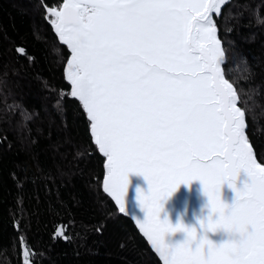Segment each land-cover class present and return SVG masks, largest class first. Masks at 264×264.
<instances>
[{"label": "snow or ice", "instance_id": "6c2138e0", "mask_svg": "<svg viewBox=\"0 0 264 264\" xmlns=\"http://www.w3.org/2000/svg\"><path fill=\"white\" fill-rule=\"evenodd\" d=\"M226 2L66 0L52 10L72 53L71 96L87 110L108 159L105 191L124 213L128 173L144 175L149 192L138 190L137 198L146 217L138 222L164 264H264V166L245 136L233 85L218 67L212 14L219 16ZM242 169L251 182L237 189ZM195 179L211 210L201 227L237 232L238 239L217 245L201 236L193 248L196 229L159 219L161 200ZM226 181L235 190L230 208L220 196ZM178 230L187 238L169 247L164 234Z\"/></svg>", "mask_w": 264, "mask_h": 264}, {"label": "trees", "instance_id": "16d2710c", "mask_svg": "<svg viewBox=\"0 0 264 264\" xmlns=\"http://www.w3.org/2000/svg\"><path fill=\"white\" fill-rule=\"evenodd\" d=\"M61 2L0 0V264H24L22 246L30 264H161L101 189L105 156L48 12ZM214 20L264 165V0H230Z\"/></svg>", "mask_w": 264, "mask_h": 264}, {"label": "water", "instance_id": "95a60500", "mask_svg": "<svg viewBox=\"0 0 264 264\" xmlns=\"http://www.w3.org/2000/svg\"><path fill=\"white\" fill-rule=\"evenodd\" d=\"M66 0H62V3L56 11H60L63 9L64 4ZM230 0H227V2L222 5L221 12L224 8V6L229 3ZM220 16V15H219ZM218 17L215 13L212 14V19L215 24L214 18ZM216 25V24H215ZM53 30L55 34L57 35L58 39L59 38V33L56 31L55 23L52 25ZM216 38L220 41V50L222 52L221 60L219 62V69L221 74L223 75L224 79L226 77L224 76L223 72V64L225 63V54L223 51V45L218 37L217 33V27H216V32H215ZM61 41V40H60ZM62 42V41H61ZM63 43V42H62ZM65 44V43H64ZM66 45V44H65ZM67 46V45H66ZM68 48V46H67ZM69 51V57L66 63V68L70 67V60L72 57L71 49L68 48ZM229 83H231L228 79H226ZM232 84V83H231ZM233 85V84H232ZM233 89L236 93V98L234 101L235 107L239 108L243 113L244 111L240 108L239 106V98L238 94L235 90V87L233 85ZM83 105V104H82ZM86 110V109H85ZM87 114V110H86ZM87 117L90 121V126H89V131L92 137V141L94 144L97 146L99 152L105 156L104 160V171H103V176L101 179V189L104 192V194L113 202L115 205L116 209L118 210L119 214L126 216L129 218L132 223L135 225L137 231L139 234L144 238V240L147 242L149 248L151 251L155 254V256L158 258L161 264H164L163 257L161 254L157 251L155 245L152 243L151 240L144 234V232L141 230L139 226V222H142L145 217H146V209H144L140 201L138 200V190L139 192H142L143 194L147 195L149 192V184L146 178L142 173L139 172H129L128 173V186L126 193L124 195V213H121L119 210V205L116 203L115 199L105 191V180L107 176V164H108V159L106 158L107 156L100 151L99 146L95 143V139L92 133L91 129V120L90 117L87 114ZM244 122H245V129L244 133L247 138L246 134V129H247V124L245 120V113H244ZM248 140V139H247ZM249 146L251 148V151L257 161L261 166H264L262 163H260L255 155L254 149L250 142L248 141ZM250 177L247 175V173L242 169L235 180V187L237 189L242 188L245 183H250ZM220 196L221 200L231 207L235 200V190L229 186V183L226 181L221 185L220 188ZM161 211L159 213V219L161 221L167 219L168 222L175 227V225L179 222L182 223L185 227L188 228H195L196 229V240H193L191 243V247H195V244L199 241L200 237H206L207 239L211 240L213 243L219 245L223 243L224 241L230 240V239H238L240 234L237 232H228L227 230L223 228H218L214 232L210 231H205L201 227V221H204L206 223V217L210 213V207L208 205V197L203 191V185L202 182L199 179H195L190 181L188 184L181 183L177 187V189L171 193V195L166 196L161 200ZM213 218H215V214H212ZM251 230L249 226V231ZM187 238V233L183 230H178L176 232H166L164 234V242L167 244L169 247H173L178 243H183V241ZM26 249L22 246V258H23V263L24 264H30V262L26 259Z\"/></svg>", "mask_w": 264, "mask_h": 264}, {"label": "rangeland", "instance_id": "374dc122", "mask_svg": "<svg viewBox=\"0 0 264 264\" xmlns=\"http://www.w3.org/2000/svg\"><path fill=\"white\" fill-rule=\"evenodd\" d=\"M62 3V2H61ZM61 5V4H60ZM60 7V6H59ZM59 7L57 8V9H59ZM56 8H49L48 9V12L51 14V16H52V18H51V22H53V24H54V21L56 20V17L53 15V11L52 10H57ZM52 24V25H53ZM67 63V62H66ZM69 68L70 67H68V68H66V72H67V70H69ZM107 158V157H106Z\"/></svg>", "mask_w": 264, "mask_h": 264}, {"label": "clouds", "instance_id": "9594fccd", "mask_svg": "<svg viewBox=\"0 0 264 264\" xmlns=\"http://www.w3.org/2000/svg\"><path fill=\"white\" fill-rule=\"evenodd\" d=\"M223 202V201H222ZM224 203V202H223ZM209 205V204H208ZM227 205V204H226ZM211 211V210H210ZM210 214V213H209ZM209 216V215H208ZM208 216L206 217V222H207V218H208ZM202 222V221H201ZM204 222V221H203ZM195 229V228H194Z\"/></svg>", "mask_w": 264, "mask_h": 264}]
</instances>
